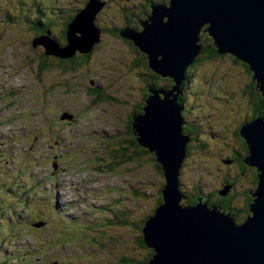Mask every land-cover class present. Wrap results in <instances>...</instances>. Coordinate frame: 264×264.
I'll list each match as a JSON object with an SVG mask.
<instances>
[{"label": "rangeland", "instance_id": "1", "mask_svg": "<svg viewBox=\"0 0 264 264\" xmlns=\"http://www.w3.org/2000/svg\"><path fill=\"white\" fill-rule=\"evenodd\" d=\"M89 1L0 0V137L6 136L0 139V161L7 154L9 160L16 156L7 150L12 134L21 138L19 134H26L29 145L18 150V161H9L15 169L0 164V264H140L152 254L139 247L137 234L158 209L164 174L155 153L140 145L131 148L127 123L130 116L143 114L136 106L143 94H148L146 99L151 96L144 87L165 93L173 89L167 83L156 89L146 86L142 78L147 55L121 39H110L106 32L100 46L84 53L76 50L68 58L63 55L71 50H66L62 36L67 41L72 22L68 26L55 23L49 26L54 29L47 32L50 35H39L53 20L49 17L56 19L52 11L80 13ZM91 1L101 5L94 20L99 13L106 14V20L111 14L119 31L134 30L125 25L126 16L139 15L144 5L143 0H114L103 12L105 0ZM93 24L89 29L100 32L105 21ZM202 56L193 69L185 71L183 81L191 77L182 97L176 98L191 147L179 169L178 187L183 195L199 191L207 198L199 200L198 195V202L186 205L184 195L179 205L195 207L208 201V207L215 204L223 212L220 199L207 195H217L227 186L234 198L232 206L239 207L251 192L252 172L242 174L236 158L237 152L243 154L244 140L235 131L263 116L247 119L246 85L252 74L244 66L228 57L204 61ZM47 58L51 63L42 67L41 61ZM253 89L264 101V91ZM66 114L70 120L63 124ZM18 145L23 147V142ZM50 171L56 182L47 185L48 190L40 185ZM230 182L235 183L232 190V184H226ZM34 183L39 187L27 191ZM23 204H28L26 211H20L25 209ZM116 216H123L124 223L116 224ZM234 221L241 223L240 218ZM39 222L44 225L35 227Z\"/></svg>", "mask_w": 264, "mask_h": 264}, {"label": "water", "instance_id": "2", "mask_svg": "<svg viewBox=\"0 0 264 264\" xmlns=\"http://www.w3.org/2000/svg\"><path fill=\"white\" fill-rule=\"evenodd\" d=\"M100 7L99 1L96 6L90 0L76 15L70 25L85 21L88 30L79 39L67 33L65 48L71 52L63 56L68 58L76 50L86 52L98 43L99 30L89 28ZM140 25L139 33L123 30L117 34L147 55L151 71L174 82L173 92L147 88L151 96L145 100L143 114L132 117L133 139L148 152L155 151L165 180L163 205L141 229L146 247L152 250L147 264H264V116L239 131L248 149L244 164L256 168L258 174L255 190L248 193L252 197L249 215L236 224L217 205L208 207V201L195 207L179 205L185 199L178 187L179 169L190 138L182 131L184 120L174 97L186 69L200 53L202 33L212 39L218 55L228 54L246 64L257 89L264 91V0H170L165 9L154 6L148 21ZM228 190L219 195L226 196Z\"/></svg>", "mask_w": 264, "mask_h": 264}, {"label": "trees", "instance_id": "3", "mask_svg": "<svg viewBox=\"0 0 264 264\" xmlns=\"http://www.w3.org/2000/svg\"><path fill=\"white\" fill-rule=\"evenodd\" d=\"M162 2H164L163 4L167 7L168 5H169V1L170 0H161ZM106 3H107V5H106ZM112 3H114V2H112ZM112 3L111 2H104L103 4H104V7H102V11L103 12H105L106 11V9H108V8H110L111 7V5H112ZM150 8V7H149ZM150 11V10H149ZM59 12V11H58ZM108 15V14H107ZM111 14H109L108 16L111 18V16H110ZM49 16V15H48ZM75 17H76V15H75ZM75 17L74 18H72L71 20H70V23L75 19ZM128 17V16H127ZM136 18H138V19H140V20H142V18H141V16H140V14L139 15H136L135 16ZM49 19H55L53 16H51V17H49ZM129 20V19H128ZM135 22H134V21ZM55 21H56V19H55ZM131 23H137V29L136 30H140L142 27H141V25L138 23V21L134 18V16L133 17H131L130 18V20H129ZM164 21H166V19H164ZM37 24V23H36ZM33 25L34 26H36L35 25V23H33ZM41 25V24H40ZM33 27V26H32ZM46 27L47 28H44L46 31H45V33L44 32H39V35H46V36H48V35H50V34H47V32H53L54 31V29H52V27H49V25H46ZM34 28V27H33ZM53 30V31H52ZM135 30V32L136 33H139L138 31H136ZM118 33V32H117ZM117 33H112L111 35H109V38L110 39H112V40H122V41H124L125 43H127L129 46H131L132 47V49H135L136 50V52H140L135 46H134V44L131 42V41H129V40H126V39H124V38H120L119 36H118V34ZM63 37V40H64V42H63V44H66V37L65 36H62ZM200 44H201V47H200V53H199V55L195 58V60H194V63L190 66V67H188L187 68V70L189 71V68L190 69H193L195 66H196V64L200 61V55L202 54L203 56H202V58H203V60L204 61H211V60H215L216 58H222V57H228V58H230L231 60H232V62L234 63V64H240V65H242V66H244L245 67V69H246V71H248V73L249 74H252L251 72H250V70H249V68H248V66L246 65V64H244V63H242L241 61H238L235 57H233V56H231V55H228V54H224V55H218L217 53H216V48L214 47V45H213V41H212V39L210 38V37H208V35L206 34V33H202V34H200ZM101 41H98V43H96L94 46H93V49L94 48H96L97 46H100L101 45ZM92 51V50H91ZM142 54V53H141ZM142 56H144V55H142ZM61 60V59H60ZM142 60H144V59H142ZM203 60H201V61H203ZM61 61H63V60H61ZM64 62H68V63H70V64H72L74 61L73 60H67V61H65L64 60ZM41 63H42V67H46V66H49V64L51 63L50 61H48L47 60V62H43V61H41ZM145 64V66H146V75H145V77L144 78H142L144 81H145V85L146 86H148V87H150L149 85H151V88H154V89H156V88H159L158 86L160 85V83H167V88H172V86L174 85V82H173V80L171 79V78H166V79H164L163 80V78H161L159 75H157L156 73H154L153 71H151L148 67H147V63L145 62L144 63ZM186 70V71H187ZM188 73V72H187ZM189 76L191 77V74L190 75H188L187 77H185V80L184 81H182V83H181V85H180V89H179V93H178V96H179V98H181L182 97V95H183V93H182V90L184 89V86H185V84H186V82H187V80H188V78H189ZM253 78H252V75H251V80H249V82H248V84L246 85V89H247V91H248V96H249V98H248V107L250 108V117H248L247 119L249 120H251L252 119V116L254 117L255 115H264V101H263V98L260 96V93H258V92H255V90L253 89V88H256V85H255V83L253 82V80H252ZM164 88V87H163ZM144 90L146 91V89H145V87H144ZM148 95V94H147ZM160 96H162V95H160ZM107 98V97H106ZM107 100H110L109 98H107ZM177 104L178 105H180L179 104V102H178V100H177ZM139 108V105H137L136 106V110H139L138 109ZM142 113V110L140 109L139 110V113ZM138 113V114H139ZM182 115V114H181ZM129 122L127 123V126H128V130H130V128L132 129V123H133V118H132V116H130V118H129ZM245 123H246V120L244 121ZM242 123V122H241ZM242 124H244V123H242ZM241 125V124H240ZM240 127L241 126H237V129H236V133H239V130H240ZM186 131H188V130H186ZM188 132H191L190 130L188 131ZM193 132V131H192ZM238 140H239V142H242V140L241 139H239L238 138ZM130 142L132 143V146H131V148L132 149H137V147H139V145L138 144H136L135 143V141H134V139L133 138H131L130 139ZM243 147L241 148V152L243 153V154H241V153H238L237 152V156H236V158H238V155H240V166H241V172H242V174L243 173H246V172H251V169L252 168H254V167H250V168H248L247 169V171L245 170V166H244V164H243V161L245 160V158L248 156V149H247V146H246V143L243 141ZM188 147H187V153H189L190 152V150H191V147H190V145H187ZM139 149H141V148H139ZM122 150H126V149H122ZM142 150V149H141ZM186 153V154H187ZM236 155V154H235ZM234 157V156H233ZM158 169H160V166H159V164H158ZM253 170V169H252ZM253 172H255V174H253L252 173V175H251V177H249V178H251L250 179V182H252V184H253V186H251V189L250 190H255V188H256V185H257V171H256V168H254V170H253ZM14 180H16V177H15V179ZM13 183V182H12ZM226 184H233V186H235V183H232V182H230V183H226ZM225 184V185H226ZM19 185V184H18ZM3 187V186H2ZM162 189H163V187H162ZM162 189H161V191H160V198L158 199V203H157V205H156V208L157 207H159V205H161L162 203H163V200H162V194H161V192H162ZM215 192H212V193H209L207 196H209L208 198L209 199H211V200H218V199H220L219 201H217L218 202V204L220 205V207H221V209L223 210V212L224 213H226L225 211H227L230 215H233L234 213H235V217L236 218H240V221L242 222V221H244L245 219H246V217L249 215V212H248V206H249V204L252 202V200H251V197L248 195V193L249 192H247V194H246V196H245V198L244 199H242V203H241V205L239 206V207H234V206H232V205H234L233 203H234V198L233 197H231V193L229 192V194L225 197V200L223 201V199H222V197L217 193V195H215L214 194ZM210 194H212V195H210ZM186 197H187V199H186V205H193V204H195L196 202H198L197 201V196L198 195H204V196H206L204 193H200L199 191H195V195H186V194H184ZM183 195V196H184ZM184 196V197H185ZM218 196H220V197H218ZM185 197V198H186ZM207 198V197H206ZM24 207H25V209H28V204H26V205H23ZM230 211V212H229ZM227 213V214H228ZM115 218V221H116V224H118V222L119 223H124V221L123 220H121V218H123V216H116V217H114ZM114 225H115V223H113ZM137 236H138V239H137V242H138V244L140 245L139 247H141V248H143V249H147L148 250V252H151L152 253V250L151 249H149V248H147L146 247V245H145V243H144V241H143V234H142V231L141 230H139V232H138V234H137ZM137 242H136V244H137ZM137 244V245H138ZM124 260L126 261V259L124 258ZM148 260H149V257L148 258H145V261L144 262H140V264H147L148 263ZM125 261H123V262H125ZM126 262H129V260H127Z\"/></svg>", "mask_w": 264, "mask_h": 264}, {"label": "flooded vegetation", "instance_id": "4", "mask_svg": "<svg viewBox=\"0 0 264 264\" xmlns=\"http://www.w3.org/2000/svg\"><path fill=\"white\" fill-rule=\"evenodd\" d=\"M144 1V5H142L141 6V8H140V16H141V18H142V20H140V19H138V18H136L135 16V14H134V18L138 21V23L140 24L142 21H144L145 20V18L146 17H149V10L150 9H152L154 6L153 5H164L163 4V2L161 1V0H143ZM84 2V1H83ZM82 2V3H83ZM105 2H115L114 0H105ZM89 3V2H88ZM88 3H86L85 2V4H83V7L85 6V5H88ZM106 5H107V3H106ZM82 7V8H83ZM142 7H143V9H145V11L142 13ZM150 7V8H149ZM78 13V11H73V10H71V11H66V12H63L62 10H59V12L57 11V12H55V10L54 11H52V14H55L56 15V21H55V19H53V20H51V21H49L48 23H47V25H49V26H54L55 25V23H57V24H64V26L66 25V26H68L69 25V23H70V20L72 19V18H74L75 17V15ZM99 16H96V18H95V20L93 19V21H105V25H101L102 26V31L100 30V37H99V41L101 40L100 38H102V37H104L103 35V32H106L107 33V35H111L112 33H117L119 30H117V26L118 25H116V22L114 21L113 22V20L107 15V17H108V20H106L105 19V17H106V14H104V13H99L98 14ZM112 17L115 19V16L114 15H112ZM127 17V16H126ZM104 19V20H103ZM130 20V17H127V19L125 20V25H128V26H134V31L137 29V23H131L129 20ZM141 30V29H140ZM139 30V31H140ZM136 31H138V30H136ZM138 31V32H139ZM143 59H145L144 58V56H143ZM47 60H48V58H47ZM58 62L59 63H62L61 62V60L58 58ZM142 95V94H141ZM146 96H147V94H143V96H142V100L139 102V104H137V105H139V108L142 110L143 109V107H144V104H145V100H146ZM181 105V104H180ZM259 116V115H258ZM260 116H262V115H260ZM264 116V115H263ZM253 118V117H252ZM250 120V119H249ZM64 122H67V121H63V124H65ZM48 126V125H47ZM46 126V127H47ZM34 140V139H33ZM239 158V157H238ZM240 159V158H239ZM241 160V159H240ZM228 162V161H227ZM243 164H244V161H243ZM245 166V165H244ZM246 168H245V170L247 171V169L248 168H250V167H247V166H245ZM239 168H241V166L239 165ZM238 168V169H239ZM252 168V167H251ZM250 168V169H251ZM253 170H254V168H252ZM251 169V172L253 173V174H255V172H253V170ZM13 170V169H12ZM234 188V186H233V184H232V188H231V190ZM249 189H251V188H249ZM230 190V191H231ZM252 191V190H251ZM223 199V201L225 200V197L224 198H222ZM233 218H234V220H235V213L233 214V215H231ZM236 222V221H235ZM243 222V221H242ZM241 222V223H242Z\"/></svg>", "mask_w": 264, "mask_h": 264}, {"label": "bare ground", "instance_id": "5", "mask_svg": "<svg viewBox=\"0 0 264 264\" xmlns=\"http://www.w3.org/2000/svg\"><path fill=\"white\" fill-rule=\"evenodd\" d=\"M164 3V2H163ZM159 6V5H158ZM165 6V5H164ZM85 26L86 27V30H82L81 29V26ZM87 30H88V28H87V25H86V23H85V25L82 23V24H77V23H73V25L70 27V30H69V33L71 34V35H73V36H75V37H77V39H79V38H81L82 37V35H81V32H87ZM80 34V35H79ZM99 37H100V32L98 33V39H99ZM99 41V40H98ZM89 51V50H88ZM87 52V51H86ZM84 53V52H83ZM187 70V69H186ZM50 83V82H49ZM20 90V89H19ZM17 94V93H16ZM174 97H178V94H175V96ZM182 131H183V127H182ZM185 136H187V135H185ZM190 141V140H189ZM188 144V143H187ZM2 146V145H1ZM145 149H147L146 147H144ZM148 150V149H147ZM150 153H155V151H151ZM179 178V177H178ZM227 187V186H226ZM225 187V188H226ZM249 193H253V191H251V192H249ZM200 196V195H199ZM201 196H204V195H201ZM250 196V195H249ZM204 197H206V196H204ZM251 200H252V197H251ZM215 205V204H214ZM229 216H230V214H229Z\"/></svg>", "mask_w": 264, "mask_h": 264}]
</instances>
